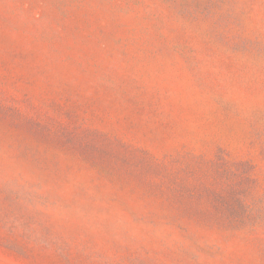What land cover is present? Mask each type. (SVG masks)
<instances>
[{
  "label": "rangeland",
  "instance_id": "374dc122",
  "mask_svg": "<svg viewBox=\"0 0 264 264\" xmlns=\"http://www.w3.org/2000/svg\"><path fill=\"white\" fill-rule=\"evenodd\" d=\"M0 264H264V0H0Z\"/></svg>",
  "mask_w": 264,
  "mask_h": 264
}]
</instances>
